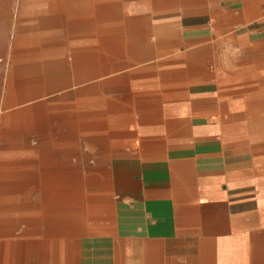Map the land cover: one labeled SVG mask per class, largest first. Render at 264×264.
<instances>
[{
	"label": "crops",
	"instance_id": "crops-1",
	"mask_svg": "<svg viewBox=\"0 0 264 264\" xmlns=\"http://www.w3.org/2000/svg\"><path fill=\"white\" fill-rule=\"evenodd\" d=\"M99 23L121 28L122 36L136 37L131 32L139 28L143 43L151 33L159 37L149 49L143 44L136 57H124L139 65L132 72L137 78L126 82L134 95L122 103L125 117L107 151L115 155L110 163L116 166L119 239L89 242L92 248H79L84 253L73 264H82L86 252L89 264H264V163L253 157L257 148L250 140L264 141L237 121L245 113L244 99L226 96L231 88L250 90L251 107L264 105V34L226 33L264 28V0H0V76L14 65L8 105L18 106L4 114L3 134L41 136L35 147L27 146L40 153L38 161L7 160L0 166V264H47L49 233L27 225L29 206L22 208L27 226L15 227L14 197L25 184L33 188L25 170L49 166V104L38 99L49 90L63 92L65 44L79 52L76 44L96 41ZM161 27L196 33L178 29L169 36ZM210 27L222 38L214 41L204 33ZM224 39L235 47L231 67L219 61ZM34 48L31 62L11 63L17 49L27 59L24 52ZM49 57L52 62L39 61ZM64 141L58 135L51 145L64 148Z\"/></svg>",
	"mask_w": 264,
	"mask_h": 264
},
{
	"label": "rangeland",
	"instance_id": "rangeland-1",
	"mask_svg": "<svg viewBox=\"0 0 264 264\" xmlns=\"http://www.w3.org/2000/svg\"><path fill=\"white\" fill-rule=\"evenodd\" d=\"M131 17V15L129 14ZM152 22V21H151ZM151 28H160L159 26H149ZM164 28V34L173 36L176 34V31L179 29V34H188L190 31H194L195 29H187V28H176V27H161ZM254 28L251 27H242V28H234L230 32H226L227 34H231L233 31H236L237 34H242V33H249L251 35H263L264 34V28H257L258 31L256 32L251 30ZM121 28H108L107 26H104L102 23L97 24V36H96V41L87 43V42H81L80 45L76 44L77 46H80L79 52L73 51L72 47H70V44H65V59H64V66H65V88L62 92L60 91H46V93L38 100H46L50 106L56 107V113L57 117H54L52 121L49 122V132L46 134L47 137H49L50 140V148H49V166H80L81 168H94L96 170V176H98V179L100 180L104 186L102 191L104 190L106 193L105 198H107L111 204H114V209L117 204L116 202V197H115V187H114V168L116 166H111V159L115 156L114 154H110L107 151L111 149V146H114L116 143V138L117 132L115 133V126L117 122L120 121L119 118L109 116L107 118V113H111L114 109L119 108L122 106V103H127L129 101L127 98L129 96H133V92L128 88V85L126 86V82H130L133 79H136L137 76L136 74H132V72H135L136 66L139 64H133L135 60H127L124 59L126 55H131L135 56L137 54V51L141 49L140 47H136L134 45H131L132 43H127V42H132L136 37L132 35H127V36H122L121 35ZM196 33V31H194ZM204 33L209 34L211 37H214L213 40H218L222 38V34L218 32V28L216 27H210L206 29V32L204 30ZM225 34V33H224ZM226 34V35H227ZM225 36V35H224ZM159 37V32L156 34L151 33L150 35H146L143 38L145 39L146 42L144 46H148L146 49L151 48L153 43L154 38ZM124 39V40H123ZM211 39V38H210ZM104 40H116V41H121V43H127L128 46H131V48H128L127 51L125 52H117L111 56H108V59L110 60V63H112L114 66L115 64H120V63H125V65H128L125 67L121 72H111L109 76L116 75L120 72L126 73L127 80L124 81V83H119L118 85H110V88L106 92H102L100 95V98H103L106 101V106L100 103H96L95 105H88V104H78L77 103V95L75 93V89L79 88L82 86L84 83H88L91 81H95L97 79L93 80H84V81H79V77L74 78V73H72L71 69V63L72 60L74 59H79L80 63H83L86 65V63H91V61L96 60L97 64L96 66L92 67L93 69H100V65L102 63V54L98 50V45L101 41ZM228 40V39H227ZM243 43V42H242ZM156 45V44H155ZM158 45V44H157ZM51 46V45H50ZM222 46L225 47V54L222 55L219 58V61L221 62L224 59V62L226 64V67H231L233 63V57L234 53V44L232 41H226L224 39V43ZM230 46V47H229ZM229 49V50H228ZM36 49L32 50H27L24 53L25 55L28 56L27 59L21 58L22 57V52H19L18 49L16 53L14 52V56L16 55L17 57H14V60H11V63L13 62L14 64H17L19 62L25 63L24 61H29L28 58L33 56L32 54L35 53ZM172 50V49H171ZM221 50V49H220ZM33 52V53H32ZM70 52V57L68 56ZM231 52V53H230ZM30 56V57H29ZM136 57V56H135ZM223 57V58H222ZM36 59L39 58L38 56L35 57ZM3 57L1 58V62H3ZM38 60V59H37ZM53 58L49 57L48 59H41L39 60L41 63H47V62H52ZM143 60H139L138 63L142 64ZM136 62V61H135ZM132 63V64H131ZM26 64V63H25ZM13 66V67H12ZM10 66L7 71L3 69L1 76H0V166H4L3 163L5 161H18V160H29V161H38L40 159V153L36 152L31 147H27L28 145L35 147L38 144V141L40 139L39 134L31 135L29 137H20V136H4L3 134V128L5 126L4 124V114L10 110L18 108V106H9L8 104L10 103L8 100V87H10L12 84L10 82L11 80V73L14 70V65ZM112 66V68H114ZM111 68V67H109ZM47 75H52L53 72L49 71L46 73ZM133 75V76H132ZM129 80V81H128ZM241 88H243V85H241ZM247 89V88H246ZM231 91H228L227 95L229 98H243L244 99V106L242 108L245 109V113L238 114L237 115V121L245 122L246 124H250L251 120L248 115V109L253 108L251 107V102L252 98L254 97V92L250 90H241L239 91H232L233 89H229ZM241 94V97H240ZM63 95L66 96L65 101L63 102L62 97ZM30 102H26L23 104H29ZM69 105H73L74 107V114H75V119L76 121L71 125L66 123V121L63 123L62 120L59 118L63 114V110L65 108V111ZM64 106V107H63ZM264 106V105H263ZM60 109H59V108ZM123 107V106H122ZM54 110V109H52ZM254 118V117H253ZM257 120H264V115L257 117ZM108 125L109 130L108 131H99L96 133L87 132L84 131L82 132L81 130L79 131V127H88L89 129L91 127H97L98 125ZM97 125V126H96ZM246 129L243 130V133L241 131V136H245ZM63 136L65 138V143H64V148H56L51 145L53 142V139L57 136ZM19 139L20 145H15V140ZM254 142L255 147L258 150L259 146L257 145L259 141L256 139L250 140ZM256 142V143H255ZM257 149H254L253 151V157L256 156V159L259 161H262L264 163V152L257 151ZM257 161V162H258ZM42 168V175H43V194H44V183L46 179V171L45 168L46 166H30L29 169L30 171H33V174L31 179L33 183V188L32 190L29 188V186H25L24 188L20 191L18 188L15 194V199H14V208L16 211L13 213V219L16 220L15 227L19 226H32L31 222L26 225L24 222V219L26 217V213L22 208H26L27 206L29 207H40L41 211H43L44 204L39 201V199L43 198L40 196V184L39 180V173L38 171ZM31 171V172H32ZM40 172V171H39ZM38 173V174H37ZM61 174H58L60 177ZM100 175V176H99ZM38 176V178H37ZM100 177V178H99ZM111 178V180L109 179ZM18 184V183H17ZM103 191V192H104ZM104 192V194H105ZM115 201V203H114ZM46 216V213L44 212L43 214ZM114 215V212L113 214ZM117 221V219L108 221L106 224L104 222L103 225L99 224L97 227H95L93 230H98V231H93L90 232L89 234H86L85 238L82 240L86 242H97L99 240L103 241L102 238L105 236H113L115 238H118L119 236L115 235L114 232H116L117 225H120V223ZM89 235V236H87ZM5 238V237H2ZM7 238V236H6ZM97 238V240H96ZM119 239V238H118ZM61 241V239H60ZM119 241V240H118ZM58 242V241H57ZM50 257L54 258L53 254L50 253ZM62 257V255H61ZM51 258V259H52ZM56 259V258H55ZM61 262L60 264H63L62 258H60ZM57 264V263H55Z\"/></svg>",
	"mask_w": 264,
	"mask_h": 264
},
{
	"label": "bare ground",
	"instance_id": "bare-ground-1",
	"mask_svg": "<svg viewBox=\"0 0 264 264\" xmlns=\"http://www.w3.org/2000/svg\"><path fill=\"white\" fill-rule=\"evenodd\" d=\"M131 33L137 37L138 34H140V29L133 28ZM127 43H132L131 45L140 48L143 45V41L139 37L132 40V42H127ZM127 43L126 44L123 42L121 43V41H116V40L101 41L98 45V50L100 51L102 56L105 57H102L101 59L102 63L100 65V69L92 68L94 67V65L96 66L97 64L96 60L91 61V63H86V65L80 63L79 59L72 60L71 69L74 70V74H73L74 78L79 77V81L93 80V78L94 79L98 78L95 81L84 83L82 84V86L75 89V93L78 96L76 100L78 104L84 103L88 105H95L96 103H100L106 106L107 103L103 98H100L101 96L100 94L102 92L103 93L106 92L110 88V85H118L119 83H124V81L127 80L126 78L128 75L126 73L120 74V72L128 65H125V63L122 62L120 64H115L114 66L112 63H110V60L108 59V56H111L117 52H125L127 51L128 48H131V46H128ZM78 45H80V43ZM78 48H80V46H78ZM112 66H114V68H112ZM118 71H120L118 74L109 76L111 72L115 73ZM65 98L66 96L63 95L62 97L63 102L65 101ZM65 108L63 110L64 115H61L59 119L62 120L63 123L66 121V123L72 125L76 121L74 114V107L73 105H69L66 111ZM56 109H57L56 107L48 105L47 117L49 122L52 121L54 117H57ZM247 112L249 117L250 116L255 117L260 115L262 116L264 115V106H261L257 109L249 108ZM109 116H113L116 118L125 117V109L122 106L116 108L111 113L109 112L107 113V118ZM250 122L251 123L248 124V129H249L248 133L250 134L252 133L251 135L255 136L257 139H260L261 141H264V120L254 119ZM80 130L82 132L92 131L93 133H96L99 131H108L109 128L108 125H104L103 123L102 125H98L97 127L95 126L91 127L90 129L88 127L80 126L79 131ZM260 146L264 148V143H261ZM241 151L243 154V150ZM234 152L235 151H233V153ZM237 153L239 154L238 151ZM31 171L25 170L23 172L24 176L28 179H31L32 175H34L33 171L32 172ZM45 171H46V179L44 183V194H43L44 197L42 196L43 197L42 204H44V207H42L43 211H41L40 207L38 208L35 206L31 207V222L33 225V229L36 230L38 228H43L44 230L47 231V233H49L48 235L49 239L47 240L48 247H46L48 253L47 264H55L58 257L62 258L63 264H73L74 261L76 262L78 259V254H79L78 252H81V249L80 251H78L79 248L82 247L85 249L86 247L92 245L91 243H89V241L86 242L87 240L86 241L82 240L83 238H85L86 234H89L90 232L93 231H98L93 229L97 227L99 224L103 225L104 222L106 224L108 221H110V219L112 220V218H114V220L116 219L115 215H112L113 212L115 211L114 204H111V202L107 198H105L104 195H106L107 192L104 191L105 189L103 190L105 194L102 191V189L104 188L102 182L100 181L102 178L100 180L98 179V176H96L95 173L96 170L94 168H81L80 166H46ZM58 174H61L60 177L58 176ZM109 179L111 180V178ZM186 183L188 185V182ZM187 200L189 201V199ZM44 212L46 213V216L43 215ZM117 229L119 230V225H117ZM98 242L99 240L97 241V243ZM87 243L89 245H87ZM83 244L86 245H84L83 247L81 246ZM82 251L83 252H81V254L83 255L84 250ZM44 252L45 251L43 248V253ZM33 253L37 255L38 253H40V250L34 248ZM50 253L53 254L54 258L50 257ZM86 253L87 255L89 254L88 252ZM85 255L84 257L87 259L88 257ZM81 257H80L81 263L83 264L84 261V263L87 264L88 263L87 260L89 261V259L82 260L83 258L81 259Z\"/></svg>",
	"mask_w": 264,
	"mask_h": 264
}]
</instances>
